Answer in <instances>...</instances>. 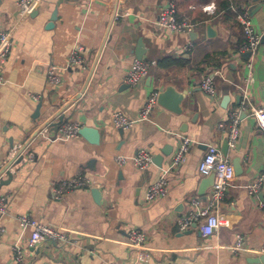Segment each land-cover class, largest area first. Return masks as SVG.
Instances as JSON below:
<instances>
[{"label":"crops","instance_id":"obj_1","mask_svg":"<svg viewBox=\"0 0 264 264\" xmlns=\"http://www.w3.org/2000/svg\"><path fill=\"white\" fill-rule=\"evenodd\" d=\"M18 1L0 0V31L10 41L0 63L6 79L0 84V164L16 143L33 151L34 158L0 177V198H5L0 264H264V184L256 194L246 187L264 171V131L253 116L240 113L236 145L227 143V154L222 152L229 112L239 108L243 95L249 104L264 107V0H177V18L192 24L182 33L157 25L166 0H33L26 11ZM244 10L261 35L252 56L239 52ZM207 24L214 35L207 36ZM77 43L83 46L84 64L68 66ZM135 59L154 64L131 86L125 75ZM49 64L58 67L57 83L47 80ZM207 75L216 87L213 97L200 88ZM168 85L184 94L180 112L156 103L130 128L113 125V112L137 118L149 95ZM60 116L96 127L98 141L82 135L56 139L52 123ZM43 128L50 139L38 135ZM183 137L192 142L185 161L167 173V193L145 199ZM210 144L241 170L236 174L234 168L218 205L217 231L204 236L193 224L181 232L177 219L191 209V200L205 203L211 192L214 179L201 193L202 181L210 177L198 170ZM140 148L153 156L148 167L117 163V156ZM77 175L86 184L53 199L52 189ZM20 214L62 231L73 244L30 245L31 229H21ZM130 229L146 234L144 247L129 244ZM237 235L241 247L232 251ZM16 242L20 261L12 250Z\"/></svg>","mask_w":264,"mask_h":264},{"label":"built area","instance_id":"obj_2","mask_svg":"<svg viewBox=\"0 0 264 264\" xmlns=\"http://www.w3.org/2000/svg\"><path fill=\"white\" fill-rule=\"evenodd\" d=\"M19 6L21 11H26L30 8L33 0H19ZM211 6H205V10H209ZM177 13V0H166L165 4L160 10L157 18V25L166 29L169 32H188L192 30V24L185 18L178 19ZM239 19L243 25V40L239 47V52H247L251 56L256 53V50L261 41V35L257 33L250 20L249 13L244 10L239 15ZM186 48H190L187 45ZM10 51V41L8 39V33L0 31V63H4L8 53ZM83 46L76 44L69 56L68 66H83L84 57L82 56ZM154 62L146 60H133L126 72L125 82L131 86L136 85L147 73ZM247 66L251 68V63L248 62ZM251 78V72L248 73V79ZM47 80L49 83H57L60 81L58 74V67L55 65H48L47 68ZM6 82V79L0 72V84ZM200 88L209 96L216 94V87L212 77L205 76L200 82ZM157 91H153L143 108L141 109L137 118H130L120 111H115L112 114L113 125L116 128L128 129L135 122L148 117L152 107L157 103ZM38 95H34V99H37ZM248 97L243 95V100L239 108L229 112V122L226 124L227 130V143L229 147L236 145L237 139L240 133V113L247 112L248 115L253 116L259 127L264 131V107L254 106L248 103ZM249 104V105H247ZM224 123H220V127H224ZM81 124L73 121L62 122L58 128V134L56 139L69 140L80 136ZM48 128H43L38 132V135L44 138L50 139L51 137L47 133ZM55 139V138H54ZM191 139L183 137L179 144L178 150L174 154L170 165L163 168L162 174L157 181L149 185L145 193V199L152 200L158 196H163L167 193V173L171 167L177 164L183 163L186 159V152L191 144ZM34 153L31 150H26V146L23 143L14 144L8 151L7 156L0 164V177L4 174H12L16 172L25 163L32 161ZM153 160L152 154L144 149H138L131 156L120 155L116 157L118 164H124L131 161L138 169H144L148 167ZM199 173L203 176L214 174V182L211 188V192L208 195L206 202L203 203L198 198L191 200V209L184 213L177 219L178 229L181 232L189 229L193 224L198 225L200 232L204 236H209L217 231L221 224V219L217 214V208L220 201L225 197L228 186L234 178V167L231 161L224 156L220 149L215 145H208L206 153L199 162ZM80 175H77L71 179L62 181L59 186L52 189L53 199L57 200L62 195L73 188L80 187L86 184ZM264 184V171L258 175L252 182L246 187L251 194H256ZM5 212V198H0V213ZM18 221L22 230L31 229L29 243L35 245L38 243H44L48 241L60 242L63 244H73L65 233L50 225H45L38 222L28 214L18 215ZM127 240L129 244L136 248L144 247L146 242V234L138 229H130L127 233ZM241 235H237L236 242L232 246V251H236L241 247ZM14 252V258L16 261L22 260V250L19 242L12 245ZM114 264V263H108Z\"/></svg>","mask_w":264,"mask_h":264},{"label":"water","instance_id":"obj_3","mask_svg":"<svg viewBox=\"0 0 264 264\" xmlns=\"http://www.w3.org/2000/svg\"><path fill=\"white\" fill-rule=\"evenodd\" d=\"M206 31H207V36H212L215 34V30L212 28L211 24H207ZM136 55H137V58H139V59L142 58L140 53H137ZM183 98H184V94L182 92H177L173 86L168 85L165 87L164 90L158 92L157 103L159 105L167 108V109H171L175 113H178V112H180L179 101ZM236 102L239 104L240 96L237 97ZM62 122H64V117L60 116L59 120L57 122L52 123L53 129L55 131H57ZM79 133H80V135L84 136L85 138H87L91 142H97L99 139V136H100L99 130L96 127L89 126V125H84L83 127H81ZM227 150H228V147H227V140H226L224 145L222 146V152L224 155L227 154ZM234 168H235L236 174L240 173L241 169H240L239 165L234 164ZM208 176L210 177L209 179L202 181V184L200 186L201 193H203L205 191V189L211 184V180L214 179L213 173L208 175ZM10 178L11 177L9 176L8 180ZM3 182L4 181H0V185H2ZM96 192H98V191H96ZM262 259L264 260L263 256H262Z\"/></svg>","mask_w":264,"mask_h":264}]
</instances>
